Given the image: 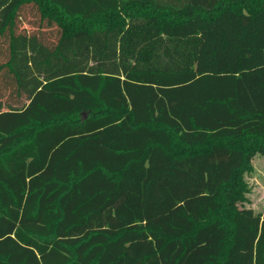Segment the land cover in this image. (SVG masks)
I'll return each instance as SVG.
<instances>
[{
  "label": "trees",
  "instance_id": "1",
  "mask_svg": "<svg viewBox=\"0 0 264 264\" xmlns=\"http://www.w3.org/2000/svg\"><path fill=\"white\" fill-rule=\"evenodd\" d=\"M255 155L264 0H0V264H264Z\"/></svg>",
  "mask_w": 264,
  "mask_h": 264
},
{
  "label": "rangeland",
  "instance_id": "2",
  "mask_svg": "<svg viewBox=\"0 0 264 264\" xmlns=\"http://www.w3.org/2000/svg\"><path fill=\"white\" fill-rule=\"evenodd\" d=\"M247 176V184L248 186L251 184L253 195H250V198L255 200L256 203H261L263 200V194L260 186V182L264 180V161L261 157H254L252 159V171L250 173L245 174ZM262 179V180H261ZM254 182V183H253ZM264 185V182L262 183ZM240 205V204H238ZM246 201L242 204V206H246Z\"/></svg>",
  "mask_w": 264,
  "mask_h": 264
},
{
  "label": "crops",
  "instance_id": "3",
  "mask_svg": "<svg viewBox=\"0 0 264 264\" xmlns=\"http://www.w3.org/2000/svg\"><path fill=\"white\" fill-rule=\"evenodd\" d=\"M254 157L255 158L256 157H261V159L264 161V156H262V155H255ZM245 181L247 182V176L246 175H245ZM263 182H264V180L260 182L259 188H261L262 194H263V197H264V185L262 184ZM249 188H250V191L246 195V197H247L246 204L247 205L245 207L246 208H251L254 211V213H263L264 212V198H263V200H262L261 203H256L255 200H253V199L250 198V195L252 196L253 193H254L253 192L252 194H250L251 193V190H252L251 184L249 185Z\"/></svg>",
  "mask_w": 264,
  "mask_h": 264
}]
</instances>
